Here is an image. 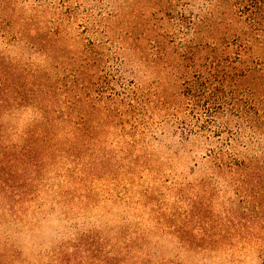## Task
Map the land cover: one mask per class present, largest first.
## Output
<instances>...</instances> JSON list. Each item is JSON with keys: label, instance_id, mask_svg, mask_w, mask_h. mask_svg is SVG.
<instances>
[{"label": "rangeland", "instance_id": "rangeland-1", "mask_svg": "<svg viewBox=\"0 0 264 264\" xmlns=\"http://www.w3.org/2000/svg\"><path fill=\"white\" fill-rule=\"evenodd\" d=\"M261 1L0 0V264H264V131L190 109L259 82Z\"/></svg>", "mask_w": 264, "mask_h": 264}, {"label": "trees", "instance_id": "trees-1", "mask_svg": "<svg viewBox=\"0 0 264 264\" xmlns=\"http://www.w3.org/2000/svg\"><path fill=\"white\" fill-rule=\"evenodd\" d=\"M260 7L257 9L259 11V17L263 19L264 22V0L260 2ZM223 59L216 58L214 61V73L213 78L215 81L214 88L210 90V93L206 91V94H209L211 97L210 99H213L214 102H208L206 104H197V102L191 106V114L194 113V115L198 114L200 117L196 118V123L194 125L198 126L202 129L209 130L211 132L214 131L216 135H222L223 130L229 131L231 135H237L241 133V131L244 128H247L250 130V132L253 133H262L264 131V74L257 78L259 79V82H256L257 76H253L252 68L247 67L244 72H242L241 78L244 79V82H247L248 84L243 87V90L238 91V79L233 80L234 89L229 90V92L224 94L225 90V81H227V76H221L219 75L221 71H226L227 67L222 68V61ZM231 74H234L230 72ZM3 81H0V85ZM6 82L10 85H13L14 82L7 80ZM20 82H16L18 86H16L13 90V93L10 94L8 90H4L5 88H0V100L5 102L6 104L9 103L10 100H14L15 98H19L23 101H29L32 100L31 96H36V89L39 88L37 85H35L32 81H29L27 78L23 79ZM202 88V84H200L198 87L194 88L193 93H186V96H190V101H194L196 99H200L202 97H206V94H204V89ZM222 92L223 95L220 93ZM259 95V97H258ZM37 97V96H36ZM220 97V98H219ZM38 100H40L38 96ZM230 109L232 115L227 111ZM263 109V110H262ZM219 112H223L224 114L230 115V118L225 121V125L219 123ZM205 116V118L203 117ZM230 125V127H229ZM225 129H221V127ZM217 130H216V129ZM221 133V134H220ZM230 141V139H228ZM224 163V162H223ZM251 162H243L238 161L234 157L231 158L230 161L225 162V165L229 167V169H247L251 166ZM230 169V170H231ZM73 259V255L69 251H67V263L71 262Z\"/></svg>", "mask_w": 264, "mask_h": 264}]
</instances>
